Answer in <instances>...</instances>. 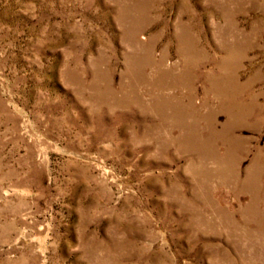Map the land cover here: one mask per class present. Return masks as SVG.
Wrapping results in <instances>:
<instances>
[{
	"label": "rangeland",
	"instance_id": "rangeland-1",
	"mask_svg": "<svg viewBox=\"0 0 264 264\" xmlns=\"http://www.w3.org/2000/svg\"><path fill=\"white\" fill-rule=\"evenodd\" d=\"M0 264H264V0H0Z\"/></svg>",
	"mask_w": 264,
	"mask_h": 264
},
{
	"label": "bare ground",
	"instance_id": "bare-ground-1",
	"mask_svg": "<svg viewBox=\"0 0 264 264\" xmlns=\"http://www.w3.org/2000/svg\"><path fill=\"white\" fill-rule=\"evenodd\" d=\"M146 124V123H145Z\"/></svg>",
	"mask_w": 264,
	"mask_h": 264
}]
</instances>
